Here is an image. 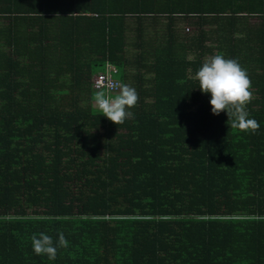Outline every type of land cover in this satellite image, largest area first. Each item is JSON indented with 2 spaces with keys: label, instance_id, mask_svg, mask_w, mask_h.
<instances>
[{
  "label": "trees",
  "instance_id": "1",
  "mask_svg": "<svg viewBox=\"0 0 264 264\" xmlns=\"http://www.w3.org/2000/svg\"><path fill=\"white\" fill-rule=\"evenodd\" d=\"M214 54L255 128L211 113ZM107 64L138 97L118 125ZM0 264H264V0H0Z\"/></svg>",
  "mask_w": 264,
  "mask_h": 264
},
{
  "label": "clouds",
  "instance_id": "2",
  "mask_svg": "<svg viewBox=\"0 0 264 264\" xmlns=\"http://www.w3.org/2000/svg\"><path fill=\"white\" fill-rule=\"evenodd\" d=\"M201 93L210 96L211 113L218 115L224 111L233 118V126L241 129L257 126L254 119L248 118L245 103L251 97V81L247 71L233 58L214 54L205 59L195 73ZM136 90L122 84L113 96L106 92H96L94 103L102 116L118 125L133 116L130 110L137 102ZM32 250L37 255H46L49 260L56 257L57 247L66 246L63 233L57 234L56 243L51 236L41 232L31 237Z\"/></svg>",
  "mask_w": 264,
  "mask_h": 264
},
{
  "label": "built area",
  "instance_id": "3",
  "mask_svg": "<svg viewBox=\"0 0 264 264\" xmlns=\"http://www.w3.org/2000/svg\"><path fill=\"white\" fill-rule=\"evenodd\" d=\"M117 69L112 64H107L104 71L94 75L92 87L96 92H106L113 96L119 92L121 83L115 78Z\"/></svg>",
  "mask_w": 264,
  "mask_h": 264
},
{
  "label": "rangeland",
  "instance_id": "4",
  "mask_svg": "<svg viewBox=\"0 0 264 264\" xmlns=\"http://www.w3.org/2000/svg\"><path fill=\"white\" fill-rule=\"evenodd\" d=\"M180 29L182 30V33H185V32H192L193 31V27L182 22V24H180ZM95 75V74H94ZM93 75V77H94Z\"/></svg>",
  "mask_w": 264,
  "mask_h": 264
}]
</instances>
